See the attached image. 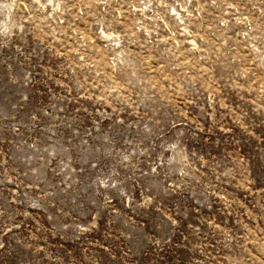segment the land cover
I'll use <instances>...</instances> for the list:
<instances>
[{
	"label": "rangeland",
	"instance_id": "obj_1",
	"mask_svg": "<svg viewBox=\"0 0 264 264\" xmlns=\"http://www.w3.org/2000/svg\"><path fill=\"white\" fill-rule=\"evenodd\" d=\"M0 264H264V0H0Z\"/></svg>",
	"mask_w": 264,
	"mask_h": 264
}]
</instances>
